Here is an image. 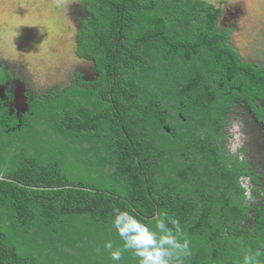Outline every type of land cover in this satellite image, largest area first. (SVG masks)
I'll return each mask as SVG.
<instances>
[{"label":"trees","instance_id":"16d2710c","mask_svg":"<svg viewBox=\"0 0 264 264\" xmlns=\"http://www.w3.org/2000/svg\"><path fill=\"white\" fill-rule=\"evenodd\" d=\"M80 4L74 54L93 77L29 92L21 122L0 107V264H139L117 208L188 240L180 264H243L249 250L264 264V201L247 205L240 181L256 176L222 147L234 105L264 126V68L204 0Z\"/></svg>","mask_w":264,"mask_h":264},{"label":"rangeland","instance_id":"374dc122","mask_svg":"<svg viewBox=\"0 0 264 264\" xmlns=\"http://www.w3.org/2000/svg\"><path fill=\"white\" fill-rule=\"evenodd\" d=\"M204 1L220 10L219 17L226 8L242 11L233 21L230 42L243 60L264 67V0ZM83 13L80 0H0V64L40 95L66 86L75 71L82 72L84 80L91 79L92 61L74 54L76 15ZM225 121L226 141L222 147L229 155L247 161L256 173L258 184L246 176L240 181L245 196L251 193L245 203L258 205L264 201V147L249 141L247 128L250 130L253 124L246 106L234 105ZM256 129H260L264 142V130ZM252 217L251 212L242 222L246 229L251 227Z\"/></svg>","mask_w":264,"mask_h":264},{"label":"clouds","instance_id":"9594fccd","mask_svg":"<svg viewBox=\"0 0 264 264\" xmlns=\"http://www.w3.org/2000/svg\"><path fill=\"white\" fill-rule=\"evenodd\" d=\"M251 198V193H246ZM178 233L179 221L168 218ZM112 227L123 241L124 250H132L139 258V264H180L181 258L190 254L189 241L181 242L173 230L167 226L165 220H160L156 227L158 231L150 229L129 211L114 209ZM104 247L109 250L113 261H120L122 250H113L112 243L106 242ZM262 253L249 250L243 256V264H261L259 257Z\"/></svg>","mask_w":264,"mask_h":264},{"label":"flooded vegetation","instance_id":"af4514ba","mask_svg":"<svg viewBox=\"0 0 264 264\" xmlns=\"http://www.w3.org/2000/svg\"><path fill=\"white\" fill-rule=\"evenodd\" d=\"M241 14H242V11L238 7L226 8L224 10V13L222 14V16L219 17L220 18L219 23L224 28L227 27V28H232L234 30L233 21H235L237 19L238 15H241ZM79 15L80 14H77V16H79ZM229 35H231V34H229ZM229 39H231L230 36H229ZM86 61H89V60H86ZM18 87L23 90V93L25 96V102H24L25 106H24V108L20 107L19 110H17L15 108V104L13 103V100H12V93ZM29 92H31V89H30L29 85L23 79L16 78L14 75L10 74L9 69L6 66H4L3 64H0V107L6 108L8 115L14 116L16 118L17 122H21V116L28 109L27 101L30 102V99H29L30 93ZM262 105L264 107V101L262 102ZM20 109L23 111H21ZM247 110H248L249 114L251 115L252 121L256 125V126L254 124H253V126L251 125L250 130L247 128V131H250V133H248L249 141H251V143H253L254 145L258 144L259 146L264 147V146H262L264 144L263 135L261 134L260 129H256V127H257V128H261L264 130V126L258 124L248 108H247ZM261 142H263L262 145H261ZM261 154H264V151H261ZM260 159H262V158L260 157ZM246 164L248 165L250 172L252 174H254L255 176H257L256 173L253 172V169L251 170L250 165L247 161H246ZM246 177H249V179L251 180L250 176H246ZM262 182L264 183V179L262 180ZM253 183L258 184V181L256 183L255 182H253ZM252 206H256V205H252ZM251 212L253 214V211H251ZM251 212H249V213H251ZM249 213H248V215H249ZM251 226H252V222H251ZM249 228H251V227H249Z\"/></svg>","mask_w":264,"mask_h":264},{"label":"water","instance_id":"95a60500","mask_svg":"<svg viewBox=\"0 0 264 264\" xmlns=\"http://www.w3.org/2000/svg\"><path fill=\"white\" fill-rule=\"evenodd\" d=\"M12 100L17 110H19L20 107L24 108L25 96L21 88L18 87L15 89V91L12 93ZM0 179H1V176H0Z\"/></svg>","mask_w":264,"mask_h":264},{"label":"crops","instance_id":"0c3cea01","mask_svg":"<svg viewBox=\"0 0 264 264\" xmlns=\"http://www.w3.org/2000/svg\"><path fill=\"white\" fill-rule=\"evenodd\" d=\"M253 122V121H252ZM252 124H254V122L252 123ZM255 125V124H254ZM256 126V125H255ZM257 128V127H256Z\"/></svg>","mask_w":264,"mask_h":264}]
</instances>
